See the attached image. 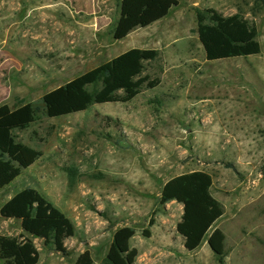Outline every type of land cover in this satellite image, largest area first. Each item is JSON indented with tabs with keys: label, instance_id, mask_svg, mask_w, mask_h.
Listing matches in <instances>:
<instances>
[{
	"label": "rangeland",
	"instance_id": "1",
	"mask_svg": "<svg viewBox=\"0 0 264 264\" xmlns=\"http://www.w3.org/2000/svg\"><path fill=\"white\" fill-rule=\"evenodd\" d=\"M200 6L250 23L260 54L206 61L192 13L179 8L164 28L171 36L185 27L180 35L187 41L165 46L167 38L155 28L113 40L120 0H0V106L33 107L34 124L17 138L41 154L0 192V207L32 188L74 226L64 254L31 239L38 264H75L84 252L93 264H107L113 235L122 228L135 232L134 264H219L205 242L195 253L182 252L177 206L159 205L166 182L194 172L223 179L229 198L238 192L246 205L257 204L259 214L242 228L251 244L247 259L238 264H264V179L256 188L247 186L258 172L264 175V4L199 0ZM180 13L184 20L177 25ZM132 49L158 51L141 75L156 86L144 84L128 104L45 116L46 94ZM250 229L257 235L250 236ZM0 236L26 237L19 223L1 218Z\"/></svg>",
	"mask_w": 264,
	"mask_h": 264
},
{
	"label": "trees",
	"instance_id": "2",
	"mask_svg": "<svg viewBox=\"0 0 264 264\" xmlns=\"http://www.w3.org/2000/svg\"><path fill=\"white\" fill-rule=\"evenodd\" d=\"M258 1L264 4V0ZM177 7V0H120L113 40L122 41L135 30L167 18ZM196 26L198 42L208 62L245 59L260 54L255 28L239 16L223 17L212 9L197 11ZM158 56L157 51L132 49L73 78L42 98L45 116L56 119L83 113L92 105L130 103L144 84L148 88L157 85L141 75L144 64ZM95 87L98 89L90 91ZM34 122L35 114L30 104L14 110L0 106V192L41 157L39 152L24 146L17 138V134L27 131ZM226 168L233 170L231 165ZM211 186V178L205 173L176 177L163 186L159 205L174 202L182 206L175 233L187 253L195 252L206 241L218 263L224 264V234L215 230L207 238L214 223L223 215L221 205L210 195ZM0 218L19 223L26 235L20 238L0 236V261L3 264H38L39 255L31 239L41 240L48 251L64 254V242L74 236L73 224L32 188L23 189L3 204ZM143 234L149 236L147 231ZM134 235L131 228L114 233L107 264H134L137 253L130 248ZM75 264H93V261L89 253L84 252Z\"/></svg>",
	"mask_w": 264,
	"mask_h": 264
},
{
	"label": "crops",
	"instance_id": "3",
	"mask_svg": "<svg viewBox=\"0 0 264 264\" xmlns=\"http://www.w3.org/2000/svg\"><path fill=\"white\" fill-rule=\"evenodd\" d=\"M178 2V10H180V12L183 13H187V14H191L192 13V17H189L194 28L197 29L196 26V12L197 11H204L207 9H203V7H199V0H177ZM176 8V9H177ZM177 11V10H176ZM175 9L172 10V12H176ZM171 12V13H172ZM171 13L169 14V16L163 20H160L154 24H152L151 26L144 28V29H138V30H154L152 28H155L154 31H159L161 32V36L163 39L167 38V41L164 42L162 41L161 43L164 44L165 46H172L175 44H178L180 42H186L188 36H181L180 33L185 32V27H183L182 29H176L174 28L175 32L177 34H170L171 36L168 35L166 28V21L168 19H170ZM180 13L177 15V25L178 23H182V20H184L183 16L184 14ZM226 17V16H223ZM230 17V16H227ZM135 30V31H138ZM181 30V32H180ZM134 31V32H135ZM153 31H150L149 34H152ZM170 40H169V38ZM173 36V37H172ZM195 40L198 41L197 38V33L195 35ZM164 42V43H163ZM202 48V47H201ZM138 50H142V51H155V50H147V49H138ZM158 52V51H157ZM0 94H2V92L0 91ZM5 104H2L1 106H3ZM7 106V105H5ZM9 109L14 110L16 108H11L9 106H7ZM240 124L244 125L245 124V116L244 118H240ZM204 173V172H201ZM206 174V173H205ZM210 178H211V182H212V186L210 189V195L212 196V198L214 200H216L222 207L223 209V215L222 217L216 222L214 223V225L212 226L210 232L208 233V237L211 235V233L215 230H219L221 231L224 236H225V242H224V251H225V255H224V260L226 262V264H238L239 261L243 262L244 260L247 259V254H248V245H251L250 243H245L246 239H245V235L242 233V228L244 226H249V222L252 221V219L257 216L259 214V209L257 207V204L253 205H246L240 198V195L238 192L234 193L232 195V197L229 198V192H227L226 190L228 189L227 184L225 183V181L221 178H213L212 176H210L209 174H207ZM217 186V187H216ZM217 192H216V190ZM239 197V198H238ZM12 198V197H11ZM10 198V199H11ZM227 202V203H226ZM174 205L177 206V210H178V222L180 221L181 215H182V206L172 202L169 203L167 205H165L167 208L173 207ZM234 210H236V214L232 215ZM231 215V217H229ZM177 222V223H178ZM242 223V224H240ZM241 227V228H240ZM237 230V231H236ZM239 231V232H238ZM254 233L257 235V233L254 231H251V229L249 230V234L251 236V234ZM176 234V233H175ZM241 234H243L244 236H241ZM177 235V234H176ZM259 237H261L259 235ZM177 239L179 240V248L182 250V252L187 253L184 249H183V242L181 240L180 237L177 236ZM206 244V241L205 243ZM203 245V244H202ZM202 245L200 248H202ZM229 245H231V250L230 252H228L229 250ZM207 246V244H206ZM199 248V249H200ZM196 250L195 252L199 251ZM209 249V248H208ZM193 252V253H195ZM228 253V254H227ZM188 254V253H187Z\"/></svg>",
	"mask_w": 264,
	"mask_h": 264
},
{
	"label": "built area",
	"instance_id": "4",
	"mask_svg": "<svg viewBox=\"0 0 264 264\" xmlns=\"http://www.w3.org/2000/svg\"><path fill=\"white\" fill-rule=\"evenodd\" d=\"M264 179V175L262 172H258L257 174H255V176L252 179H249L247 181V186L249 188H256L259 186V184L261 183V181H263Z\"/></svg>",
	"mask_w": 264,
	"mask_h": 264
}]
</instances>
